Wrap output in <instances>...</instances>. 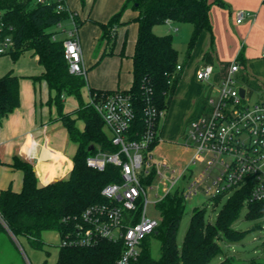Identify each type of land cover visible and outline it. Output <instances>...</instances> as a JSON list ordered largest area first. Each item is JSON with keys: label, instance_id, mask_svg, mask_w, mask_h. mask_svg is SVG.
Masks as SVG:
<instances>
[{"label": "trees", "instance_id": "1", "mask_svg": "<svg viewBox=\"0 0 264 264\" xmlns=\"http://www.w3.org/2000/svg\"><path fill=\"white\" fill-rule=\"evenodd\" d=\"M89 0H81L83 8ZM97 0H93L96 2ZM223 5L222 0H126L119 12L107 23H100L102 38L112 43L103 57L114 56L118 41V29L132 23L138 25V37L132 60L133 83L128 91L133 96L137 117L133 130L144 132L145 110L152 104L158 110L168 111L178 82L179 51L174 46L172 35L158 36L155 27L173 22L177 25H191L193 34L190 47H194L204 30L212 31L210 11L213 5ZM135 11L130 21L124 20L128 8ZM0 13L7 25L5 34H11L14 47L10 57L14 62L22 55L32 52L38 57L44 69L41 76L31 77L35 82L45 81L51 96L50 106L56 107L62 125L69 138L77 146L74 168L67 179L58 180L47 186H40L34 167L16 157L12 166L24 174L23 189L15 192L11 188L0 193V232L16 238L24 237L37 250H44L47 243L42 235L57 232L60 242L76 231L85 211L97 204L106 203L103 190L110 184L121 181V169L108 164L103 170L88 166V159L100 151L116 153L105 132L104 121L95 107L85 104L82 90L87 85V76L70 72L65 56L64 38L55 37L59 24L69 22L68 12H59L57 3L39 5L36 0H0ZM80 27L82 20L73 12ZM12 28V31L10 30ZM126 43L121 57H126ZM20 77L12 72L0 79L1 121L20 106ZM114 91L91 89L92 97H102ZM75 97L79 108L74 114L65 113V100ZM84 123V129L78 127ZM159 140L153 148L157 147ZM4 162L0 158V166ZM153 178V177H152ZM221 211L216 225L207 223L204 209H195L186 237L183 252L180 253L177 235L187 199L178 191L166 196L158 203L164 222L152 234L162 240L161 258L152 257L149 237L142 244L140 259L135 264H211L223 249L219 240L241 241L245 233L233 228L247 206L248 218L264 220V202H250L251 188L242 187L232 193ZM226 195L212 200L220 204ZM124 250L123 242L102 240L91 247H72L59 244L56 264H117ZM47 256L50 253L46 251ZM42 264H48V260ZM252 264H264L254 261Z\"/></svg>", "mask_w": 264, "mask_h": 264}, {"label": "built area", "instance_id": "2", "mask_svg": "<svg viewBox=\"0 0 264 264\" xmlns=\"http://www.w3.org/2000/svg\"><path fill=\"white\" fill-rule=\"evenodd\" d=\"M55 2L59 12L70 14L67 23L72 27L65 28L66 23L57 27V32L65 35V56L70 72L86 77L79 26L66 0H36L39 5ZM237 15L238 23L250 16L244 11ZM6 27L0 13V57L10 56L14 47L13 36L5 34ZM239 71V64L234 63L228 78L220 84L218 97H209L212 111L191 123L187 141L192 145L186 147L193 150V156L181 172L154 158L156 147L153 146L160 141L166 111L150 104L145 110L146 129L142 133L133 130L137 112L131 93L116 90L102 97L91 96L89 104L102 117L105 132L118 151H100L88 159V166L99 170L108 164L117 166L121 169V181L103 190L106 203L89 207L76 231L60 242L61 245L91 247L102 240L123 242L124 250L117 264H135L141 257L144 240L160 225L147 216V205L151 202L158 206L176 191L185 199L196 196L201 190L211 199L221 195L228 197L245 186L251 188L250 202H264V101L251 104L246 94L241 96L235 78ZM214 72L213 66H204L197 78L209 81ZM198 164L202 167L195 177L190 167ZM187 171L191 175L185 187L181 181ZM150 191L154 192L153 197L149 196Z\"/></svg>", "mask_w": 264, "mask_h": 264}, {"label": "crops", "instance_id": "3", "mask_svg": "<svg viewBox=\"0 0 264 264\" xmlns=\"http://www.w3.org/2000/svg\"><path fill=\"white\" fill-rule=\"evenodd\" d=\"M126 0H93L88 1L87 7L83 8L81 0H66L72 12L80 15L82 25L79 27V38L81 41L84 63L87 69L89 91L98 89L103 91L129 90L132 83V65L129 66L128 75L122 76L123 64L118 63L119 68L112 67L108 74L110 77L101 79L97 73L89 77V69L101 66L106 60L121 58L129 59L134 54L135 43L138 37V25L133 23L132 48L130 55L122 58L120 53L115 52L114 56L103 57L106 51L104 45L102 56L93 66L92 56L95 46L102 38L100 23H107L117 12L120 11ZM215 0H210L213 3ZM223 5H213L210 11L212 31L204 30L194 47H188L181 64V52L179 51L177 87L172 97L168 116L173 121L175 118L185 120L188 125L206 115L209 107V97H218L220 84L229 76L234 63H238L240 71L235 75L239 81L246 85V95L249 99L257 92L259 100L264 101V0H225ZM87 9V10H86ZM244 11L249 13L242 23H238V13ZM136 14L133 13L134 17ZM237 16V20H236ZM125 20V19H124ZM126 21V20H125ZM177 25L169 22L164 27L161 36L169 34L171 28L166 27ZM130 26L118 29V40L124 44L128 40ZM191 37L193 27L191 29ZM155 31V29H154ZM189 41V44H190ZM118 46V41H117ZM127 46V44H126ZM175 46V43H174ZM117 49V48H116ZM32 52H28L27 54ZM26 55V54H25ZM23 55V56H25ZM39 65V58L31 55ZM3 57H0L2 59ZM119 58V59H114ZM213 66L214 75L209 81H200L197 73L204 66ZM3 66V65H2ZM91 67V68H90ZM40 71L35 74L15 73L4 66L0 72V79L7 73L12 72L22 79L41 76L44 69L39 65ZM90 70V71H91ZM99 70V69H98ZM119 70V73L118 71ZM242 72V76L239 74ZM40 85L42 82H39ZM47 85V83L44 81ZM48 87V85H47ZM250 89V91L248 90ZM49 89V87H48ZM40 95V107H38L37 95L33 94L32 99L27 101L24 93L20 90V107L0 123V158L4 165L0 166V193L11 188L15 192L23 189L24 174L12 166L16 157L30 163L37 174L40 186H47L58 180L69 178L74 168V155L77 146L69 139L68 131L60 122L53 120L57 116L56 109L45 105L50 97ZM38 98V97H37ZM22 101V103H21ZM79 108L78 100L75 97H68L65 100V113L74 114ZM165 120L163 121L165 123ZM78 127L83 130L84 123L78 122ZM164 126L161 125L160 142ZM175 142H171L174 145ZM158 144V146H159ZM157 146V147H158ZM156 147V148H157Z\"/></svg>", "mask_w": 264, "mask_h": 264}, {"label": "rangeland", "instance_id": "4", "mask_svg": "<svg viewBox=\"0 0 264 264\" xmlns=\"http://www.w3.org/2000/svg\"><path fill=\"white\" fill-rule=\"evenodd\" d=\"M226 2L225 0H222ZM87 10V9H86ZM133 13L135 11L130 7L126 10L124 14V19L126 21H130L133 17ZM237 20V16H236ZM129 34L128 40L126 42V55H130L131 44H132V33H133V23L129 25ZM71 23H66L65 28H71ZM164 26L158 25L155 27V34L161 36V33L164 32ZM171 28L169 34L174 38L175 47L181 52V64L184 63V57L189 47V41L191 37V25L177 26L171 25L166 27V30ZM57 30L58 29H54ZM60 38H64V33H59ZM163 36V35H162ZM120 40H118L117 49H115L116 54L120 53V49L123 47L121 45ZM106 46V50L110 52L109 48L112 47V43L108 44L107 39L101 38V40L95 46L94 52L92 54L94 61L92 63L93 67L102 56V49ZM26 54V55H25ZM25 56H21L19 60L14 62L10 56H3L0 59V72L3 71L4 66L8 68V70H13L15 73L21 74H35L40 71L38 63L32 58V53L27 54ZM108 57V56H106ZM119 59V58H114ZM108 62H103L101 66L94 67L92 70L89 69V77L92 73H97L96 76H100L101 79L110 77L108 71L112 67H117L118 63L123 64L122 76L128 75L129 66L131 67L132 63L129 59L122 60L121 58L115 63L116 60H106ZM3 65V66H2ZM90 67V68H91ZM99 69V70H98ZM91 70V71H90ZM119 73V70H117ZM242 72L239 74L241 75ZM36 77V76H35ZM88 77V76H87ZM88 80V79H87ZM39 82H42L41 85ZM243 83L239 81V88L245 89L242 86ZM21 93L27 95L25 99L30 101L34 94L37 95L36 99L38 101V107H40V95L47 96L49 94V89L44 81L35 82L31 78L22 79L20 83ZM250 91V89L248 88ZM51 96V95H50ZM82 97L85 104L90 103L91 94L89 91V85H87L82 90ZM260 95L259 93H255L250 99V103L254 104L259 102ZM261 99V98H260ZM50 97L45 102V105L49 106L51 109H56L54 105L50 106L49 104ZM262 101V100H261ZM22 103V101H21ZM20 107V106H19ZM212 111L211 107H208L206 113L209 114ZM168 115V113H167ZM54 122H60L62 124L61 119L56 116L53 120ZM164 130L161 137V143L154 151V158L159 161L167 163L172 169H176L178 171L184 170L191 160L193 156V150L187 148V145H192L187 141V135L190 128V125L185 122L183 119L175 118L173 121L166 117L165 123L163 122ZM70 139V138H69ZM71 141V140H70ZM171 142H175L174 145H171ZM73 143V142H72ZM201 165L191 166V170L194 171V176L196 177L201 170ZM191 173L187 171L186 178L184 181H181L183 186H187L189 183V177ZM204 189V187H202ZM154 192L150 191L149 196L153 197ZM226 197L220 204L216 205L215 202L208 197V195L201 190L196 196L192 198H188L186 202L185 212L181 218L178 235H177V244L180 253L183 252V248L185 245L186 237L190 228L192 217L194 216L195 209H204L205 217L207 223H211L212 225H216L221 211L224 208L225 203L227 202ZM147 216L151 219L157 220L160 224L164 222L161 211L158 206L154 202H151L147 205ZM233 228L237 231L244 232V238L239 242H231L224 238L220 239V245L223 249V253L216 259L212 261L211 264H252L254 261L264 262V220H252L248 218V209L247 206L242 211L239 219L235 222ZM149 237V248L151 251V255L154 259L158 260L161 258V248H162V240L159 237L150 235ZM43 240L47 243V246L44 250H37L32 247L26 238H16L11 236V234H7L6 232H0V264H42L46 260H48V264H56L58 260L59 254V244H60V236L57 232H45L42 235ZM46 251L50 253L48 257Z\"/></svg>", "mask_w": 264, "mask_h": 264}, {"label": "water", "instance_id": "5", "mask_svg": "<svg viewBox=\"0 0 264 264\" xmlns=\"http://www.w3.org/2000/svg\"><path fill=\"white\" fill-rule=\"evenodd\" d=\"M240 92H241V96H242V97H245L246 90H245V89H241V91H240Z\"/></svg>", "mask_w": 264, "mask_h": 264}]
</instances>
